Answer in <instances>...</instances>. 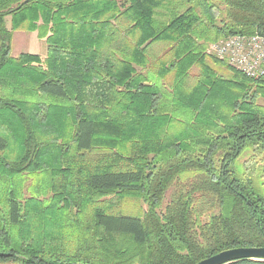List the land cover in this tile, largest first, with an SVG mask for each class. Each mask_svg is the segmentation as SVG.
<instances>
[{
    "label": "trees",
    "instance_id": "obj_1",
    "mask_svg": "<svg viewBox=\"0 0 264 264\" xmlns=\"http://www.w3.org/2000/svg\"><path fill=\"white\" fill-rule=\"evenodd\" d=\"M17 31L45 57L12 56ZM234 35L264 37V0H0V264L264 247V76L207 53Z\"/></svg>",
    "mask_w": 264,
    "mask_h": 264
},
{
    "label": "built area",
    "instance_id": "obj_2",
    "mask_svg": "<svg viewBox=\"0 0 264 264\" xmlns=\"http://www.w3.org/2000/svg\"><path fill=\"white\" fill-rule=\"evenodd\" d=\"M207 53L249 79L264 76V38L258 35L229 36L209 45Z\"/></svg>",
    "mask_w": 264,
    "mask_h": 264
},
{
    "label": "rangeland",
    "instance_id": "obj_3",
    "mask_svg": "<svg viewBox=\"0 0 264 264\" xmlns=\"http://www.w3.org/2000/svg\"><path fill=\"white\" fill-rule=\"evenodd\" d=\"M6 26L9 29L10 28V19H6ZM18 35H15L13 45L11 42V55L16 57L20 53H29L34 55H39L40 57H45L46 55V45L44 43L43 39L38 38L37 32H25L20 33V31H17ZM17 34L16 32H14ZM223 40V39H221ZM220 41V40H219ZM218 42V41H216ZM209 54V53H208ZM213 57H215L212 54H209ZM217 58V57H215ZM218 59V58H217ZM221 60V59H220ZM227 64V63H226ZM230 67V66H228ZM219 74L223 77L227 78L230 76V72L227 71V69L222 66L219 67ZM231 68V67H230ZM233 70V68H231ZM14 147V146H13ZM249 154L246 155V157L241 159V163H244V161L247 159ZM256 169L258 172L255 175L256 183H264V162L263 159H256ZM259 181V182H258ZM30 181H26L25 185H28ZM111 197H105V201L109 200ZM116 199L113 201L111 207L116 210V212L122 213V214H135L137 211H139L140 208H142L141 204L132 196H129L128 194H125L121 199ZM115 245L122 248L126 241L123 239H117L113 241ZM126 246V245H125ZM216 255V254H215ZM209 258V257H208ZM206 259V258H205ZM204 260V259H203ZM202 261V260H201Z\"/></svg>",
    "mask_w": 264,
    "mask_h": 264
},
{
    "label": "water",
    "instance_id": "obj_4",
    "mask_svg": "<svg viewBox=\"0 0 264 264\" xmlns=\"http://www.w3.org/2000/svg\"><path fill=\"white\" fill-rule=\"evenodd\" d=\"M242 259L264 262V247L226 250L206 258L197 264H229Z\"/></svg>",
    "mask_w": 264,
    "mask_h": 264
},
{
    "label": "crops",
    "instance_id": "obj_5",
    "mask_svg": "<svg viewBox=\"0 0 264 264\" xmlns=\"http://www.w3.org/2000/svg\"><path fill=\"white\" fill-rule=\"evenodd\" d=\"M17 34H15V33H13V35H12V45H13V41H14V38H15V35L17 36L18 35V32H16ZM20 33H25V32H20ZM27 33V32H26ZM25 33V34H26ZM20 54H22V53H20ZM19 55V54H18Z\"/></svg>",
    "mask_w": 264,
    "mask_h": 264
},
{
    "label": "bare ground",
    "instance_id": "obj_6",
    "mask_svg": "<svg viewBox=\"0 0 264 264\" xmlns=\"http://www.w3.org/2000/svg\"><path fill=\"white\" fill-rule=\"evenodd\" d=\"M259 36V35H258ZM262 37V36H261ZM264 38V37H263Z\"/></svg>",
    "mask_w": 264,
    "mask_h": 264
}]
</instances>
